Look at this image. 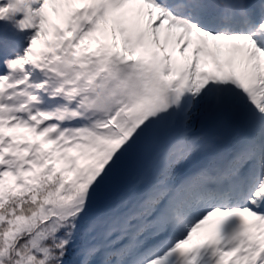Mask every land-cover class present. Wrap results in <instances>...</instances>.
<instances>
[{
    "label": "snow or ice",
    "instance_id": "obj_1",
    "mask_svg": "<svg viewBox=\"0 0 264 264\" xmlns=\"http://www.w3.org/2000/svg\"><path fill=\"white\" fill-rule=\"evenodd\" d=\"M0 264H264V0H0Z\"/></svg>",
    "mask_w": 264,
    "mask_h": 264
}]
</instances>
